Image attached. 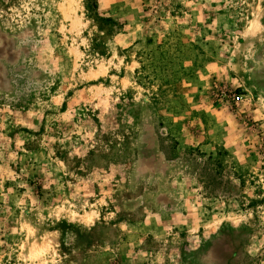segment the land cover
<instances>
[{
  "label": "rangeland",
  "instance_id": "1",
  "mask_svg": "<svg viewBox=\"0 0 264 264\" xmlns=\"http://www.w3.org/2000/svg\"><path fill=\"white\" fill-rule=\"evenodd\" d=\"M0 264H264V0H0Z\"/></svg>",
  "mask_w": 264,
  "mask_h": 264
},
{
  "label": "built area",
  "instance_id": "2",
  "mask_svg": "<svg viewBox=\"0 0 264 264\" xmlns=\"http://www.w3.org/2000/svg\"><path fill=\"white\" fill-rule=\"evenodd\" d=\"M234 102L239 101V98L237 96L233 97Z\"/></svg>",
  "mask_w": 264,
  "mask_h": 264
}]
</instances>
